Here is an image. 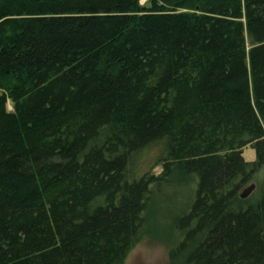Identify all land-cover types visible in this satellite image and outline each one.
<instances>
[{
	"label": "trees",
	"instance_id": "trees-1",
	"mask_svg": "<svg viewBox=\"0 0 264 264\" xmlns=\"http://www.w3.org/2000/svg\"><path fill=\"white\" fill-rule=\"evenodd\" d=\"M263 167L264 0H0V264H264Z\"/></svg>",
	"mask_w": 264,
	"mask_h": 264
},
{
	"label": "rangeland",
	"instance_id": "rangeland-1",
	"mask_svg": "<svg viewBox=\"0 0 264 264\" xmlns=\"http://www.w3.org/2000/svg\"><path fill=\"white\" fill-rule=\"evenodd\" d=\"M146 2L147 0H140L141 4H145ZM6 105L9 111L12 110L10 101H8ZM156 152L157 151L153 149L149 154L146 155V160L144 162L145 169L147 168L148 164L151 162L152 155L155 154ZM242 157L244 158L245 161H252L255 158V152L251 147L249 146L245 147L242 150ZM159 171H160L159 166L154 168L155 173H158ZM259 176L264 177V167L259 172ZM249 185L250 183L247 186ZM166 225L167 224L159 223L156 219L153 218L150 221V223L147 225V227L154 228L159 231L160 230L167 231L168 228H166ZM124 264H167V246L161 242L154 241L148 238L143 239L132 249V251L127 256Z\"/></svg>",
	"mask_w": 264,
	"mask_h": 264
},
{
	"label": "water",
	"instance_id": "water-1",
	"mask_svg": "<svg viewBox=\"0 0 264 264\" xmlns=\"http://www.w3.org/2000/svg\"><path fill=\"white\" fill-rule=\"evenodd\" d=\"M254 185L251 184L250 186L246 187L241 193H240V197L241 198H245L249 195V193L253 190Z\"/></svg>",
	"mask_w": 264,
	"mask_h": 264
},
{
	"label": "bare ground",
	"instance_id": "bare-ground-1",
	"mask_svg": "<svg viewBox=\"0 0 264 264\" xmlns=\"http://www.w3.org/2000/svg\"><path fill=\"white\" fill-rule=\"evenodd\" d=\"M250 185H251V184H250ZM250 185H249V186H250Z\"/></svg>",
	"mask_w": 264,
	"mask_h": 264
}]
</instances>
